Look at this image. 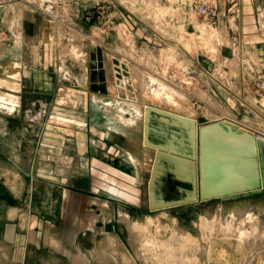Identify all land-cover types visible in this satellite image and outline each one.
I'll list each match as a JSON object with an SVG mask.
<instances>
[{"label": "rangeland", "instance_id": "1", "mask_svg": "<svg viewBox=\"0 0 264 264\" xmlns=\"http://www.w3.org/2000/svg\"><path fill=\"white\" fill-rule=\"evenodd\" d=\"M23 1L26 2L24 4L28 7L22 11L23 13L16 9L20 15L13 13V10L7 11L9 14L7 12L5 14L4 10H0V62L5 59H17L22 63V73L12 78L21 84V91L16 93L19 105L11 108L10 103L7 105L0 102V229L4 222L3 217L6 210L11 207H16L22 212L37 216L40 219L52 220L58 215L57 210H54L52 201L53 195L56 194H52L48 190L56 188L54 186H59V177H57L58 175L53 177L52 172L54 167L53 158L61 155L63 164H59L57 160L56 162L62 167L60 168L62 170H65L63 168L72 167L74 178L72 177L71 181H74V188H87L89 182L87 181L86 184L85 180L89 179L90 181L88 192L77 191L78 194L74 193V219L78 221V226L74 231V264H123L118 256L109 255L107 251V261H102L94 253L92 254L93 251L97 250V247H101V242L105 239L111 246L108 239L114 237L123 245L124 251L130 254L129 256L135 262L134 264H146L145 259L139 256L136 257L129 237L131 236L130 229L120 219V214L122 215L125 212L140 224H148V219L152 218L155 222H153L154 224H148L152 233L150 236H155L160 242L162 241L161 243L165 240V244H169L168 248L162 247L161 249L160 247L159 257L155 255L157 249L146 248L148 264H264V253H261L263 248H258V242L248 239H245V242H240L236 238L221 236V223L224 222V217L229 213L231 205H234L232 203L239 200L253 203L257 196L240 198L228 203L220 199H212L206 202L149 211L147 188H145L146 174L142 177L143 188L140 192L137 188H130L131 190L126 188L127 186L120 179L117 170L123 171L126 169L128 173L130 171L135 173L136 169L131 167L126 160L128 158L129 140L139 142L138 132L141 135V156L149 172L152 168L155 150L143 146V133L141 130L136 129L129 122L123 124L115 119L116 115H111L113 113H109L111 110L107 112L99 98H93L91 95V93L98 96L106 94L103 93L102 88L107 89V78L113 81L115 76L120 78L122 74L127 73L125 70L119 69L122 55L116 52V45H120L121 42L119 41L121 40L126 41L132 47V53L137 58L139 56H149L150 54L161 55L165 47H172L181 59L179 57L173 58L170 55H167L168 58L164 56L161 66L164 74H160L159 77L166 82L168 81L171 86L173 84L176 89L185 88L183 83L186 77H196L195 71L193 72L187 62L194 65L197 63L198 68H203V66L191 55L184 44L185 39L182 34L184 32H195L196 23L202 22L207 33H210V31L219 32L224 42L230 41L232 43L237 55L242 60V65H239V67L238 64L235 65L236 74L229 76L231 93L228 91L227 86L219 82V79L216 82V79L208 78L206 75H203L202 78L196 77V84L207 91L211 97H215L214 99L219 101L222 106L224 105L227 109H230L236 115L234 117L244 123L238 122L245 125L247 129H256L264 134V117L261 119L255 116L253 112L247 111L246 107L242 110L237 108L236 100L231 95L234 93L242 94L241 89L245 88L243 96L240 98L246 104L256 103L264 116V0H248L252 7L251 20L257 35V39L251 42L245 38V34L240 28L239 15L244 0H158L163 5H170L169 7H172L181 17L177 19L175 15L167 12L163 14L164 17L162 16L161 22L167 25L164 28L170 32V38L167 34L161 32H158L159 35L155 34L119 0H52V2H49V5L52 6L50 12L44 11L36 0ZM204 4L207 6L208 11L206 14L198 13L195 7ZM135 5L138 7L143 4L137 1ZM61 8L66 9V16L71 21H67V18L60 14ZM61 21L65 24L63 28L61 27L65 33L63 37L58 35ZM15 24L21 26L22 31L20 33L16 32ZM68 26L90 37L85 41L86 48L84 47V51L87 53L85 61L72 59L69 54L61 50L64 44H68L66 36L71 28ZM197 31L201 35V32ZM95 32L103 36L104 39L102 48L105 50H102L100 59H98L97 50L89 48L91 46V36ZM191 36H193L192 39L195 38L194 34H191ZM59 38L62 40L61 42H59ZM197 40L198 38L196 43L199 44ZM222 50L223 54L226 50L228 51L226 52L227 56L234 53L233 49H230L231 51L228 49ZM110 52L113 54V56L111 55L113 61H107V54ZM186 54H189L191 58ZM92 61H96L101 65L92 69L90 67ZM105 63L106 65H104ZM132 63L142 65L137 60ZM85 66L88 69L89 83L85 85L86 87H83L80 84V78ZM142 68L147 69L145 66ZM17 69L19 67L16 66L14 70ZM34 69H43L48 72L52 79H55V90L51 93H45L33 86L32 72ZM0 71L3 70L0 69ZM0 79L6 80L1 75ZM65 88L79 93L81 96L80 101L79 98L76 102H74V97L68 98ZM0 90L8 92L5 89L0 88ZM58 91H60L59 101ZM104 98L107 97L104 96ZM192 101L196 102L197 100L192 98ZM119 104H122V102ZM195 105H202V103L198 102ZM197 108L201 109L200 106ZM75 112L81 116L79 119L81 122L78 125L74 123L77 120L74 117ZM128 116L131 117V115L126 114L125 118H129ZM245 116L247 117L245 118ZM67 119H73V121L69 122ZM49 125L54 128H50ZM249 125L251 127H248ZM77 126H83V129H79ZM56 127H65L66 129L76 127L74 129L75 135L70 136L74 137V143L68 142L63 145L56 137L58 133L55 130ZM65 128L61 133L62 137L65 135ZM257 136L260 137L261 135L258 134ZM57 141L58 144H56ZM129 152V155L140 154L137 149ZM141 156H138L139 162L135 166H142L139 158ZM67 157H70L71 160ZM131 163L133 164L132 161ZM92 169L96 170L95 176L92 175ZM61 176L62 181H64V177L67 175L61 171ZM13 180H16L15 186H13ZM19 184L24 185L23 188H26L23 198H21L23 188H17ZM11 186L14 187L12 188L14 193L11 191ZM109 186H117L122 189L121 193L111 191L116 198L124 201V204L121 202L110 204V207L107 206L104 197L111 193L105 190ZM27 190L29 192L31 190V193ZM92 197L96 198L94 203L89 202ZM251 206L255 207V204H251ZM214 216L217 218L213 219ZM260 216L264 220V214H260ZM209 223L212 225L211 228L208 225ZM171 232L188 235L192 237L193 242L189 244V242L180 238L174 240L171 238ZM195 238L198 241L200 239V241L197 242ZM197 243L200 244L201 248L198 249ZM105 245L103 244L102 247ZM49 250L38 251L36 255L38 253L39 257L44 255L46 258L49 255L55 264L68 262L67 259L62 258V255L59 262L55 261L56 258L50 255ZM177 251L179 253L190 251L188 253L189 260L186 257L183 259H180V256L177 257L179 255ZM249 251L254 254L251 257V263L247 258ZM34 252L35 250H31L30 255L33 254L34 256ZM108 252H110V249ZM165 252L166 254H164ZM173 252L175 258L172 255ZM79 255L81 257L83 255L86 259L82 258L80 262H77ZM198 258L200 259L198 260ZM49 262L47 261V263Z\"/></svg>", "mask_w": 264, "mask_h": 264}, {"label": "bare ground", "instance_id": "2", "mask_svg": "<svg viewBox=\"0 0 264 264\" xmlns=\"http://www.w3.org/2000/svg\"><path fill=\"white\" fill-rule=\"evenodd\" d=\"M36 1H37V3H39L38 5H40L42 7V9H44V11H48V12L51 11L52 6L49 5V2H52V0H36ZM119 1L122 2L126 8H129L130 11L133 12V14L137 15L145 23V25H147L146 27L150 28L151 31H153L155 34L157 33L158 35L161 32L163 34H167L169 36V38L171 37L170 32H168L164 28V26H167V25H165L161 22L162 16L164 17V15H163L164 13H166V12L168 14L171 13L172 15H175L177 17V19L181 18L179 16V14L177 12H175V10L172 7H169L170 5L169 6L163 5L162 3H159L158 0H119ZM137 1L143 5L136 7L135 4ZM169 1H173V0H169ZM24 3H26V2L23 0H21V1L20 0H0V10H4L5 14L8 13L7 11L13 10V13L20 15V13L28 7V5H26ZM16 9L19 10L20 13H18ZM64 9L65 8H63L62 11H60V14H62V16L64 18H67V21H71V19H68V16H66L67 11H66V9L65 10ZM177 9H178V6H177ZM180 10H182V9H180ZM167 18H169V17H167ZM183 20H184V18H183ZM17 22H19V21H17ZM167 24L170 25V23H168V22H167ZM15 25H16L15 26L16 32L20 33V31H22L21 26H19V24H15ZM63 25L65 26V24L61 21L59 23V30H58L59 37L65 36L64 30L61 29V27L63 28ZM172 25H173V23H172ZM193 25H195V24L193 23ZM68 27H71V26H68ZM195 27H196L195 28L196 30H199L201 32V35L198 34V31L196 32V30H195V32H192V33L184 32L182 34V37H184V39H185L184 44L187 46L188 50L190 51L193 58L196 59V61L199 62V57L204 56L212 63V67L210 70H208L206 68V66L204 64H202L201 62L200 63L203 66V68H198V66H196L197 63L194 65V64L187 62V65H189L191 67L193 72L195 71L197 78H202L203 75H206L208 78L210 77V78L216 79V82H217V79H219L220 80L219 82L221 84H223L225 86H230L229 76L236 74V68H234L235 65L238 64V67H239V65L240 66L242 65V60L239 57V55H237L236 49L234 48V46L232 45V43L230 41L224 42V40L221 39L219 32L210 31V33H207V30H205L206 28L204 27V24H202V22L196 23ZM174 33H175V31H174ZM191 34H194L195 38L192 39L193 36L190 37ZM66 37L68 40V44L67 45L64 44V46L61 47V50L63 52H65L66 54H69L72 59L85 61L87 58V53L84 51L86 48L85 47V45H86L85 41L90 39V37H88L87 35L81 33L80 31H78L72 27L70 28V31L68 32ZM197 38H198L197 41H199V44L196 43ZM173 40H175V39H173ZM61 41L62 40L59 38V42H61ZM102 41H104L103 36H101L97 32L93 33V35L91 36V41H90L91 46L90 47H93L95 49L99 48L100 49V55H102V50H105L102 48L103 47ZM119 42H121V44L116 45V49H117L116 52H119L122 55L121 62L119 64V69L121 68V70H125L127 72L126 73L127 75L122 74L121 75L122 77H120V78H117L115 76L114 77L115 79L113 81L111 79L107 78V80H106V86H107L106 90L107 91L105 92L106 94L98 96L94 93H91L93 98H99V100L101 101V103L103 104V106H104L105 110H107V112H109L111 110L109 113L113 112L111 115H113V116L116 115L115 119L121 121L123 124H126L129 122L133 125V127H135L138 130H141L143 133V117H144V109L146 106L158 108L160 110L168 111V112L178 114L181 116H185L188 118H192V117L197 116V113L199 110L197 107L200 106L201 109L203 111H205L204 113H206V115L211 116V117H215L216 120H218V118H219L218 121L228 120V121H231V122L237 124L238 126L246 128L245 125L239 123L238 121H235L234 119H232L230 117L227 118V116H225V115L223 116V114L226 112V109L224 108V106H222L221 103H219L217 100H215L214 99L215 97L214 98L211 97L207 93V91L201 89L196 84V77H192V76L186 77V80L183 83L185 88H183L181 90L176 89L175 87H173L174 86L173 84L171 86L168 81L166 82L159 77L160 74H164L163 71L161 70L162 58L164 56L168 58L169 55L172 56L173 58L179 57V55L177 53H175V51H173L172 47H170V46L165 47L162 50L163 53L161 55H158V54L153 55V54L149 53L150 54L149 56H145V57L139 56L137 58L132 53V47L129 46V44L126 41L121 40ZM174 42L177 43L176 41H174ZM178 43H180V42H178ZM19 44H20V42H19ZM230 45H232V46H230ZM222 49H225V50L228 49L229 51H231L230 49H233L232 51L234 53L227 56L226 52H225L226 55L223 54ZM240 50H241V48H240ZM97 55H98V51H97ZM111 55L113 56L112 52L107 54V61H113ZM186 55L189 56V54H186ZM115 56H117V55H115ZM101 57L102 56H100V58ZM179 59H181V57H179ZM134 60H137L138 63H141L143 66H145V68L150 69V70L142 68L143 67L142 65H141L142 66L141 67V66H139V64L138 65L133 64L132 62ZM104 65H106V63ZM16 66L18 67V65H16L15 63L8 66L9 69L5 73V75L7 76L6 80L0 79V88L8 90V92H3V90H0V102H4L7 105H8V103H10L11 108L15 107L16 105L17 106L19 105V100L16 96V93H19L21 90L20 82L17 80L9 78V77H13L15 75L18 76L20 74L19 69L14 70V68ZM79 66H80V63H79ZM151 70H153V71H151ZM81 72H83V71H81ZM238 79H239V77H238ZM87 83H89V75H88V69L85 66L84 72L82 73V77L80 78V84L83 87H86L85 85ZM228 91H230V90H228ZM226 92H227V90H226ZM12 93H14L15 95ZM231 95H233V94H231ZM104 96H106L107 98H104ZM192 98H194L197 101L193 102ZM120 102H122V104H119ZM198 102H201L202 105L196 106L195 103L198 104ZM243 106H244V104H243ZM249 106L254 111L253 114L255 116L260 117L261 119L264 117L262 114V110L260 109L259 106L256 105V103L255 104L251 103ZM112 110H114V111H112ZM126 114L131 115V117L128 116L129 118H125ZM74 117L77 120H79L81 116H80V114H77L75 112ZM246 117L247 116H245V118ZM207 120H208V118H207ZM49 127L54 128L51 125H49ZM64 128L63 127H56L55 130L63 133ZM139 128H141V129H139ZM74 133H75L74 128H67V129L65 128V136L70 137V136H73ZM257 139L264 141V136H260V137L257 136ZM57 144H58V141H57ZM142 144H143V142H142ZM58 155H60V154H58ZM129 156H130V158H129ZM129 156H128L129 162L132 161L134 165H137V162H139L138 161V153H134V155L131 154ZM140 156H141V154H140ZM56 160L58 161L59 164H63V158L61 157V155L59 157H56ZM64 164L66 165L65 161H64ZM140 165H141V163H140ZM12 183H13V186H15L16 180H13ZM23 187H24V185L19 184V186L17 188H23ZM109 196H112L114 198L116 197L114 194H109ZM232 204H234V205H231V209L229 210V213L227 215H225V217L223 216L224 222H222V223L220 222L221 223V236L222 237L225 236V237H229V238H236V239H239L240 242H245V239L258 242V244H259L258 248H263V251H261V253L263 254L264 253V220L261 218L260 214H262V215L264 214V196L256 197V199L253 200V203L247 202L244 200H239V201H236ZM251 204H255V207L251 206ZM253 208H256V209H253ZM216 213H218V212H216ZM219 214H221V213L219 212ZM217 216H218V214H217ZM216 218H217L216 216L213 217V219H216ZM120 219L130 229L129 231L131 233V236H129V237H130L131 245L135 251L136 257L139 256V257L145 259L146 264H148L146 250H145L146 248L149 249L151 247L154 250L157 249L155 252V255L158 257L160 255V253H158V251H160V247H161V249H162V247L168 248L169 244L166 245L165 240L163 243H161L162 241L160 242L155 236L154 237L150 236L152 233L150 232V229H149L150 227L148 224H152L153 222H155L152 220V218L148 219V221H147L148 224H140V223H138V221L134 220L130 216V214L125 212L122 215L120 214ZM218 219H219V217H218ZM216 223H217V221H216ZM218 224H219V222H218ZM208 225H210V223ZM211 226L212 225H210L209 227L211 228ZM203 228H204V226H203ZM201 230H203V229H201ZM209 230H208V232H209ZM183 233H184V231H183ZM183 233L182 234H180V233L176 234V233L171 232V234H172L171 238L174 240H177L178 238H180V239L185 240L186 242H189V244L192 243L193 242L192 237H190L188 235L185 236ZM202 233H203V231H202ZM158 235H159V233H158ZM205 235H206V232H205ZM210 235H212V234L210 233ZM151 237H153V238H151ZM209 238H211V237H209ZM196 240H197V242L200 241V239H199V241H198V239H196ZM210 240H212V239H210ZM226 240H227V238H226ZM109 241L111 243V246H109V244L107 243V239H105V241H102L101 243H102V245L103 244H106V245L103 247H102V245H101V247H97V250L95 252L93 251L92 254L94 253V255L97 258L104 261V260H106V257H107V255H106V251H107V253H109V255L113 254L115 256H118L121 259L123 264H134L135 263V262H133L131 256H129L130 254H128L127 251H124L125 248L123 247L122 244H120V242H119V240H117V238L114 237L110 240L108 239V242ZM166 241H167V239H166ZM180 241H182V240H180ZM182 242H184V241H182ZM185 245H187V243H185ZM206 245H208V244H206ZM197 246H198V249L201 248L199 243H197ZM180 247H181V245H180ZM182 248H185V247H182ZM109 249H110V252H108ZM165 250H167V249H165ZM180 250H182V249H180ZM148 251H152V250H148ZM166 252L164 254H166ZM177 253H179V252L177 251ZM188 253L180 252L177 257L180 256V259H183L186 257L189 260L190 256L188 255ZM252 253H253L252 251L248 252L247 258H249L250 263H251V257H252V255H254ZM254 253H255V251H254ZM167 254H170V253H167ZM172 255L174 257V252ZM198 255L201 256L200 254H198ZM156 256H154V257L157 258ZM193 256H194V254H193ZM199 259L200 258H198V260ZM259 259H261V258H259ZM176 260H178V259H176ZM181 264H184V263H181Z\"/></svg>", "mask_w": 264, "mask_h": 264}, {"label": "water", "instance_id": "3", "mask_svg": "<svg viewBox=\"0 0 264 264\" xmlns=\"http://www.w3.org/2000/svg\"><path fill=\"white\" fill-rule=\"evenodd\" d=\"M199 62L208 70L212 67L204 56ZM98 65L90 63L92 69ZM34 84L51 93L54 80L48 72L34 70ZM142 139L144 147L155 150L147 185L149 211L264 196V141L250 129L228 120L198 124L146 106Z\"/></svg>", "mask_w": 264, "mask_h": 264}, {"label": "crops", "instance_id": "4", "mask_svg": "<svg viewBox=\"0 0 264 264\" xmlns=\"http://www.w3.org/2000/svg\"><path fill=\"white\" fill-rule=\"evenodd\" d=\"M251 15H252V7L249 4L248 0H244L242 2V6H241V14H240V20L239 21H240V24L242 23L240 28L242 27L241 29H242L243 34H245V38L249 39L250 42L255 41L257 39V35L255 34L253 22L251 20ZM235 27L237 28V26H235ZM20 62L21 61H19L17 59H5L3 62H0V64L3 65L2 69H1L3 71H0V75L5 77V79H6L7 76L5 75V73L9 69L8 66H10L13 63L18 65L19 71L21 74L22 73V63H20ZM34 70L45 71L43 69H34ZM34 70L32 72V84H33V86H35V84L33 83L34 82ZM9 78L12 79L13 77H9ZM53 80L55 81V79H53ZM101 80H102V78H101ZM42 81H43V79L41 80V82ZM227 87H228V90H230L229 92L231 93L232 91L230 89V86H227ZM65 89L67 90L66 94H67L68 98L74 97V102H76L77 99L79 98V101H80L81 96L79 95V93L75 92L72 89H67V88H65ZM53 90H55L54 84H53L52 91ZM59 90H60V88H59ZM105 91H106V89H104L103 93H105ZM241 92L244 93V90L241 89ZM57 95H58V101H59L60 91L57 92ZM232 96L234 99H236V102H237L236 107L237 108L242 110V108L246 107L247 111L254 112L252 110V108L249 106L250 104L247 105L245 103V101L240 98L243 96L242 94H239V93L235 94L234 93ZM243 104H244V106H243ZM225 109H226V112L223 114V116L225 115V116H227V118L230 117L234 120L243 122V121L235 118L234 116H236V115H234L230 111V109H227L226 107H225ZM204 112L205 111L200 109V110H198L197 116L192 117V118H194L199 124L219 122L218 121L219 118H218V120H216L215 117L208 116ZM207 118H208V120L209 119L210 120L208 121ZM67 120L69 122L73 121V119H67ZM80 122L81 121H79V120L74 121V123L77 125L80 124ZM77 128L83 129V126H77ZM61 133L62 132H58L56 134L57 136L56 135L55 136L58 138V140H60L63 143V145H65L68 142L69 143L71 142V144L74 143V137L68 138L65 135H63V137H62ZM138 134H139L138 135L139 136V138H138L139 142H134L133 140H129V146L127 147L128 156L130 154L129 151H132L133 149L139 150L140 154H141L142 146H141V141H140V137H141L140 132H138ZM140 154L138 153V156ZM67 158H69L71 160L70 157H67ZM139 158L141 160L142 167L141 166H135L134 164L129 162L128 158L126 160L127 163L131 167H134L136 169L135 173L132 171H130V173H128V170H126V169H124L123 171L117 170V169L116 170L119 172V177H121L120 179H122L123 182L125 183V186H127L126 188H129V189L130 188H137V190L141 192V190L143 188L142 177L145 176L144 174H146L145 188H147V181H148L150 172L146 168L145 161L142 158V156ZM53 166H54L53 172H52L53 177L58 175L57 177H59V181H58L59 186H54L56 188H51L48 190V192H52V194H56V195H53L52 201H53L54 208H55L54 210H57L58 215L55 218H53L52 220L51 219L46 220L45 218L40 219L37 216L26 214L24 211L22 212L21 210H19L16 207L8 208L6 210V213L4 214V217H3L4 222L2 224V228L0 229L1 230L0 231V264H55L54 260H52L49 255L47 258L44 255H40V257H39L38 253L36 255V252H38V251L49 250V249H50L49 250L50 255H52L56 258L55 261L59 262L60 256L62 255V258L67 259V261H68L65 264H74V231L76 230V228L78 226L77 225L78 221L76 219H74V193H76L77 191H79V192L87 191L88 192L89 191L88 185H89L90 181H89V179L85 180L86 184H87V181L89 182L87 185V188H74V185H73L74 181H71L72 177L74 178V170L72 169V167L70 166L69 168H63L65 170L60 169L62 167L57 164L56 158H53ZM61 171L66 173V175H67L64 177L65 178L64 181H62V178H61L62 177ZM95 171H96L95 169H92V175L93 176H95V174H96ZM65 180H66V182H65ZM67 181H69V182H67ZM12 188H14V187L11 186V191L14 193ZM15 189H16V191H18L17 188H15ZM105 190H108L109 192H111L110 194H112L111 190H113L114 192H119V193H121V191H122V189L117 187V186H115V187L109 186V188H106ZM25 192H26V188H23L22 192H21L22 193L21 198H23V195ZM27 192H29V190H27ZM146 192H147V189H146ZM29 193H31V190ZM78 193H76V194H78ZM14 196H15V194H14ZM21 198H19V199H21ZM87 198H89V197H87ZM104 198L106 199L108 207H110V204H113V203H121L122 202L124 204V201H120L116 197L114 198L112 196H109V194H107ZM91 199L92 200L89 202L94 203V199H96V198L92 197ZM31 250H35L34 256H33V254L30 255ZM55 255H57V256H55ZM28 256H29V259H28ZM79 256L80 257L78 258L77 262H80V260L82 258H85L83 255H82V257H81V255H79ZM37 257H38V259H37ZM47 259H51V260H47ZM47 261H50V262L47 263ZM56 264H58V263H56Z\"/></svg>", "mask_w": 264, "mask_h": 264}, {"label": "built area", "instance_id": "5", "mask_svg": "<svg viewBox=\"0 0 264 264\" xmlns=\"http://www.w3.org/2000/svg\"><path fill=\"white\" fill-rule=\"evenodd\" d=\"M195 8H196L197 12L198 13H201V14H206V12L208 11L207 6L205 4L202 5V6L195 7ZM248 127H251V126H248ZM252 131L254 132V135H255L256 138H257V135L258 134L261 135V136H264L263 133H260L256 129L255 130H252Z\"/></svg>", "mask_w": 264, "mask_h": 264}]
</instances>
